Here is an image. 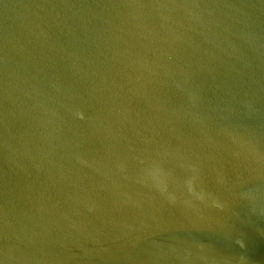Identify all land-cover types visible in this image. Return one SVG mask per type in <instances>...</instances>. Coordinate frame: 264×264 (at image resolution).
Segmentation results:
<instances>
[{"label":"water","instance_id":"95a60500","mask_svg":"<svg viewBox=\"0 0 264 264\" xmlns=\"http://www.w3.org/2000/svg\"><path fill=\"white\" fill-rule=\"evenodd\" d=\"M0 264H264V0H0Z\"/></svg>","mask_w":264,"mask_h":264},{"label":"clouds","instance_id":"9594fccd","mask_svg":"<svg viewBox=\"0 0 264 264\" xmlns=\"http://www.w3.org/2000/svg\"><path fill=\"white\" fill-rule=\"evenodd\" d=\"M77 116H78L79 118L83 119V114H82V113H77ZM156 172L159 173V169H157ZM160 174H162V173H160ZM153 180L156 181V187L158 188L159 191H161L162 193L167 191L166 185H162V184L160 183V180H159L158 178H156V174H153ZM187 185H188V191H189L190 193L196 195V196H197V199H203V197H204V193H203V192H201V193H199V194H196V193L194 192V190H193V180L190 179V180L187 182ZM169 200H170V202H174V197H171V196H170V197H169ZM216 206L218 207L219 205H216ZM237 243L240 245V247H243V246H244V245H243V241H237Z\"/></svg>","mask_w":264,"mask_h":264}]
</instances>
